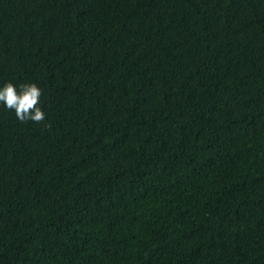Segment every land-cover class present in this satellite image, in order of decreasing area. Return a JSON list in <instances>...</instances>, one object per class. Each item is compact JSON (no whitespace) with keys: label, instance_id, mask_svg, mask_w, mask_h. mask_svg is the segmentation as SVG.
<instances>
[{"label":"trees","instance_id":"16d2710c","mask_svg":"<svg viewBox=\"0 0 264 264\" xmlns=\"http://www.w3.org/2000/svg\"><path fill=\"white\" fill-rule=\"evenodd\" d=\"M0 264H264V0H0Z\"/></svg>","mask_w":264,"mask_h":264},{"label":"clouds","instance_id":"9594fccd","mask_svg":"<svg viewBox=\"0 0 264 264\" xmlns=\"http://www.w3.org/2000/svg\"><path fill=\"white\" fill-rule=\"evenodd\" d=\"M41 89L36 84H21L19 91L11 82L0 88V104L15 112L22 123H43L45 114L38 106Z\"/></svg>","mask_w":264,"mask_h":264}]
</instances>
